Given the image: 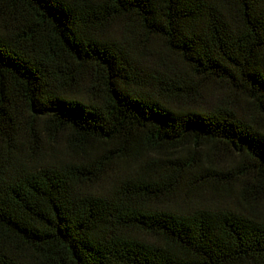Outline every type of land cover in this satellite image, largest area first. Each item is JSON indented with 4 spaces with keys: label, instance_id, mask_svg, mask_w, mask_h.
I'll return each instance as SVG.
<instances>
[{
    "label": "trees",
    "instance_id": "1",
    "mask_svg": "<svg viewBox=\"0 0 264 264\" xmlns=\"http://www.w3.org/2000/svg\"><path fill=\"white\" fill-rule=\"evenodd\" d=\"M0 264H264V0H0Z\"/></svg>",
    "mask_w": 264,
    "mask_h": 264
}]
</instances>
